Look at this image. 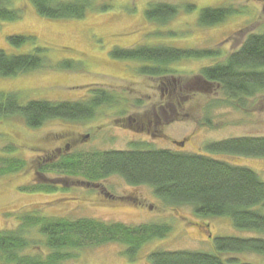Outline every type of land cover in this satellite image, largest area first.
<instances>
[{
  "label": "rangeland",
  "instance_id": "374dc122",
  "mask_svg": "<svg viewBox=\"0 0 264 264\" xmlns=\"http://www.w3.org/2000/svg\"><path fill=\"white\" fill-rule=\"evenodd\" d=\"M104 1L110 8L90 11L82 19H48L37 15L29 0H15L14 4L21 8L20 19L0 20L1 49L9 53L29 51L34 47L32 43L16 48L8 45L6 37L33 36L35 44L46 48L44 55L51 64L62 60L78 62L72 70L44 68L0 77V91L17 93L22 103L84 100L90 86L122 97L117 105L98 107L93 117L85 121L54 119L31 129L18 116L0 120V157L12 155L26 161L22 171L0 176V230L15 228L18 212H32L36 208L37 213L46 217H89L127 225L163 222L170 226L165 237L144 244L134 260L121 253V244L108 242L72 251L74 257L59 264H148L147 255L153 250L213 252L216 237H264V232L237 229L227 216L199 217L189 205H166L150 186L129 185L115 174L91 183L81 175L68 178L64 171L55 170L44 173L43 179L37 181L34 172L46 156L55 162L63 156L82 157L92 151L126 150L136 142L223 158L234 165L247 166L264 180V157L211 153L205 147L209 142L229 137L264 135V92L248 97L241 108L224 103L227 94L219 85L197 79L202 67L223 60L236 50L246 34L264 32V0ZM158 1L177 5V14L164 23L147 19L145 11L149 4ZM230 6L232 12L221 23L199 26L201 9ZM136 44L214 48L219 55L184 58L170 64L172 72L167 75L149 76L139 72L140 62L110 56L114 47ZM171 106L182 117L165 122L162 116L165 118L166 112H171ZM123 109L126 112L119 116ZM128 115L133 120L148 121L147 131L121 125L124 120L120 124L119 118ZM156 117L161 123L155 124ZM208 117L211 127L204 124ZM175 141H182L183 146ZM6 145H12L14 150L5 151ZM33 183L52 184L57 189H22ZM33 239L24 253L32 255L46 250L41 237L35 235ZM225 257L264 264V255L253 252Z\"/></svg>",
  "mask_w": 264,
  "mask_h": 264
},
{
  "label": "trees",
  "instance_id": "16d2710c",
  "mask_svg": "<svg viewBox=\"0 0 264 264\" xmlns=\"http://www.w3.org/2000/svg\"><path fill=\"white\" fill-rule=\"evenodd\" d=\"M15 0H0V20L16 21L21 8ZM35 13L48 19H82L90 11H104L110 5L104 0H29ZM232 7H206L198 16L199 26L221 23L231 13ZM178 12L177 5L168 2H151L145 11L150 21L164 23ZM8 45L20 48L33 44L29 51L9 53L0 48V77H12L44 68L75 69L78 62L62 60L51 64L44 55L46 48L35 44V37L10 35ZM217 49H181L166 45L136 44L127 48L114 47L113 59L140 62L139 72L149 76H163L172 72L169 65L181 59L217 56ZM205 84L215 83L227 94L225 104L243 107L248 97L264 92V32L248 33L236 50L221 61L204 66L197 75ZM122 98V97H121ZM118 96L106 89L91 87L84 100H30L22 103L17 93L0 91V120L18 116L25 126L36 129L54 119L88 120L102 105H117ZM172 103V102H170ZM172 105V104H171ZM215 105H217L215 103ZM170 107L165 122L177 121L182 115ZM126 112H119V116ZM164 114V113H163ZM155 124L161 120L153 118ZM121 124L129 129L147 131L149 122L133 120L131 115L120 117ZM142 120V119H141ZM204 124L211 127L210 118ZM144 127H141V126ZM132 147V148H131ZM126 150L92 151L81 156H63L51 162L46 156L40 161L34 176L41 181L48 171H64L81 175L89 182L106 179L110 175L122 177L129 185H148L154 195L166 205H189L199 217L227 216L240 230L264 232V180L243 165L217 159L201 153L181 149L157 148L146 143H132ZM211 153L264 157V135H241L206 144ZM14 147L6 145L5 151ZM26 161L16 156L0 157V176L22 171ZM43 179V178H42ZM65 180H62V185ZM30 191H56L52 184L33 183L22 188ZM34 210V211H33ZM32 212H18V223L13 229L0 230V264H59L74 257L72 251L82 247L116 242L124 247L122 254L134 260L139 249L155 238L165 237L170 226L166 223H141L127 225L106 222L89 217L68 219L46 217ZM7 216V215H6ZM41 237L46 249L36 254L24 250ZM39 243V242H38ZM253 252L264 255V237L223 236L214 238V251L153 250L147 255L148 264H249L226 255Z\"/></svg>",
  "mask_w": 264,
  "mask_h": 264
},
{
  "label": "flooded vegetation",
  "instance_id": "af4514ba",
  "mask_svg": "<svg viewBox=\"0 0 264 264\" xmlns=\"http://www.w3.org/2000/svg\"><path fill=\"white\" fill-rule=\"evenodd\" d=\"M182 143H183L182 141H180V142L175 141V144H179V145H181Z\"/></svg>",
  "mask_w": 264,
  "mask_h": 264
},
{
  "label": "water",
  "instance_id": "95a60500",
  "mask_svg": "<svg viewBox=\"0 0 264 264\" xmlns=\"http://www.w3.org/2000/svg\"><path fill=\"white\" fill-rule=\"evenodd\" d=\"M182 145V144H181Z\"/></svg>",
  "mask_w": 264,
  "mask_h": 264
}]
</instances>
